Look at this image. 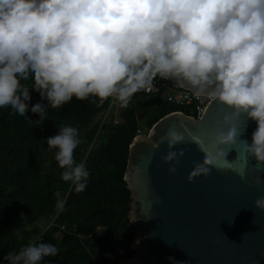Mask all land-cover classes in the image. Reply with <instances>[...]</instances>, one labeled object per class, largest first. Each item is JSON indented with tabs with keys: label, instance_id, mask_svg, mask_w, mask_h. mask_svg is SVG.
<instances>
[{
	"label": "clouds",
	"instance_id": "1",
	"mask_svg": "<svg viewBox=\"0 0 264 264\" xmlns=\"http://www.w3.org/2000/svg\"><path fill=\"white\" fill-rule=\"evenodd\" d=\"M157 81L211 96L231 110L224 115L229 127L202 149L190 182L227 161L222 146L236 142L231 121L240 116L256 123L246 151L264 164V0H0V109L42 127L49 109L73 98L100 105L115 97L127 108ZM29 87L39 94L35 104ZM28 112L39 118L29 119ZM162 139L172 149L185 134L173 126ZM46 143L60 179L77 194L85 191L90 172L73 156L81 143L78 128L58 125ZM179 156L169 150L161 158L170 173ZM54 195L58 215L66 211V199ZM254 203L264 210V195ZM59 251L38 237L4 259L41 264Z\"/></svg>",
	"mask_w": 264,
	"mask_h": 264
},
{
	"label": "water",
	"instance_id": "2",
	"mask_svg": "<svg viewBox=\"0 0 264 264\" xmlns=\"http://www.w3.org/2000/svg\"><path fill=\"white\" fill-rule=\"evenodd\" d=\"M230 111L212 98L199 118L172 111L133 138L124 179L135 233L132 254L120 264H264V210L254 203L264 195V164L257 165L245 145L256 123L234 118L236 142L222 146L227 161L188 180L202 149L229 127L224 115ZM173 126L185 140L169 149L162 137ZM169 150L180 155L175 173L161 159Z\"/></svg>",
	"mask_w": 264,
	"mask_h": 264
},
{
	"label": "trees",
	"instance_id": "3",
	"mask_svg": "<svg viewBox=\"0 0 264 264\" xmlns=\"http://www.w3.org/2000/svg\"><path fill=\"white\" fill-rule=\"evenodd\" d=\"M21 83L30 85V81ZM28 94L32 104L40 100L30 87ZM135 95L140 101L138 107L146 110L149 128L165 114L183 109L155 96ZM109 103L110 97L100 105L73 98L59 109H49L42 127L17 117L7 107L0 109V264H8L4 257L9 250L18 251L37 242V234L60 250L41 264H120L121 258L132 254L133 238L127 236L134 230L128 218L131 192L124 176L129 146L138 134L140 121L135 107L129 105L121 111L123 122L106 123L98 132L94 117ZM26 115L31 120L39 118L31 112ZM63 124L83 131L73 156L76 162L86 164L90 176L87 188L79 194L60 179L62 170L46 150L47 137L56 134L58 125ZM56 192L66 199V211L58 215ZM41 218L49 221L45 231L35 228ZM100 226L108 231L96 236ZM124 242L128 247L122 250ZM106 250L112 252V259L103 257Z\"/></svg>",
	"mask_w": 264,
	"mask_h": 264
},
{
	"label": "built area",
	"instance_id": "4",
	"mask_svg": "<svg viewBox=\"0 0 264 264\" xmlns=\"http://www.w3.org/2000/svg\"><path fill=\"white\" fill-rule=\"evenodd\" d=\"M137 94L155 96L161 102L171 104L178 108H183V109H178V111H183L186 114L192 115L196 118H199L202 115L208 102L212 99L211 96L197 97L191 92V90L186 88H181L177 85H174L171 82H165V81H157V83L154 84V86L150 91H142ZM121 111L122 108L119 106V102L115 99V97H110V103L108 107L104 112H101L103 113L102 124L105 123L106 118L109 115L112 118V122L110 123L118 124L123 122ZM140 132L141 130L139 129L138 133ZM62 229H64V226H62ZM97 230L95 232L96 236L103 235L108 231L106 227H101V226L98 227ZM103 257L106 259H112L113 254L111 251L106 250L105 252H103Z\"/></svg>",
	"mask_w": 264,
	"mask_h": 264
},
{
	"label": "rangeland",
	"instance_id": "5",
	"mask_svg": "<svg viewBox=\"0 0 264 264\" xmlns=\"http://www.w3.org/2000/svg\"><path fill=\"white\" fill-rule=\"evenodd\" d=\"M140 101H138L137 100V97H136V95L133 97V100H132V102L129 104V105H132V106H134L135 107V110H136V114H137V118H138V120L140 121V130H141V132L140 133H143V134H147L148 133V131H149V127H148V124H147V122L145 121V115H146V110L145 109H143V108H141V107H138V103H139ZM123 109V108H122ZM102 122H103V113H100V114H98L97 116H95L94 117V120H93V124H98V132L100 131V129L102 128V126L106 123V122H112V118H111V116L109 115L107 118H106V121H105V123H103L102 124ZM80 133V135L81 134H83V131H80L79 132ZM93 144H94V142H93ZM92 146V145H91ZM91 146L89 147V150L91 149ZM49 227V221L47 220V219H40L36 224H35V228L36 229H38V230H43V231H45L46 230V228H48ZM27 228H29V229H32V226H27ZM134 233H135V231L134 230H129L128 232H127V236L129 237V238H133V236H134ZM40 236V234H37V237H39ZM127 247H128V245L124 242L123 243V245H122V247H121V249L122 250H125V249H127ZM131 248V247H130Z\"/></svg>",
	"mask_w": 264,
	"mask_h": 264
}]
</instances>
